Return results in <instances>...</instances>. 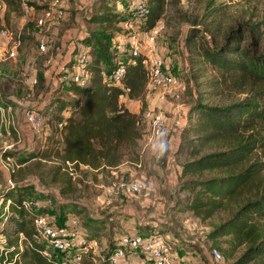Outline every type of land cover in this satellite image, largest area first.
I'll list each match as a JSON object with an SVG mask.
<instances>
[{
  "label": "trees",
  "instance_id": "16d2710c",
  "mask_svg": "<svg viewBox=\"0 0 264 264\" xmlns=\"http://www.w3.org/2000/svg\"><path fill=\"white\" fill-rule=\"evenodd\" d=\"M6 1L11 6L10 0ZM145 1L148 12L140 26L143 32L151 30L162 19L167 7L176 8L180 4V0ZM95 5L93 15L85 20L101 28L77 40L88 48L89 61L84 66L89 73L87 86L79 88L59 83L53 93L54 104L37 111L46 119L49 129V134L40 141V149L18 154L4 152L3 155V158L15 157L19 165L31 160L39 164L54 163L47 172L50 183H62L68 176L62 170L67 162L73 164L75 171L85 167L84 170L95 172L116 169L124 162L136 163L139 142L146 134L144 113L149 73L145 57L128 55L123 62L125 72L120 82L109 80L118 61L113 41L119 31L109 32V29L133 20L136 0H129L121 11L109 0H99ZM191 25L186 44L196 45L201 58V61L191 60L193 68L205 62L217 73L206 82L215 91L212 95H220L229 88L238 93L248 88L254 93L251 99L223 107L204 104L199 93L188 109L186 125L174 152L175 163L180 166L179 177L198 178L184 182L180 191L193 194V199L186 202V210L204 220L225 209L235 198L241 200L236 213L216 228L211 237L232 235L240 244H245L246 250L235 264L264 262V161L257 159L264 156V90L259 89L264 86V21L236 22L221 37L217 26H205L203 31L209 34L210 42L206 34H200L202 30L197 28V20ZM77 52L76 48L70 50L63 70L74 67ZM193 73L186 79L188 83L197 78ZM121 98L137 101L140 111L131 112ZM7 108L8 104L0 102V109ZM217 147L221 150H216ZM213 172L220 175L202 178L205 173ZM15 189L18 190L6 187L0 193V235L6 241L0 261L3 264H60L56 254L43 255L47 247L39 239L34 225L40 216L47 219L50 196L44 194L43 201H39L40 211L26 210L23 201L32 197L21 188L18 192ZM66 207L58 206L59 219L51 217L48 222L62 226L67 217L75 215L76 207L82 209L70 203ZM87 229L89 240L99 238L105 231L100 226ZM136 229L139 234L162 233L148 222ZM114 230L110 227L109 235L114 234Z\"/></svg>",
  "mask_w": 264,
  "mask_h": 264
},
{
  "label": "rangeland",
  "instance_id": "374dc122",
  "mask_svg": "<svg viewBox=\"0 0 264 264\" xmlns=\"http://www.w3.org/2000/svg\"><path fill=\"white\" fill-rule=\"evenodd\" d=\"M2 1L7 6L6 11L0 15V31L7 32L10 36L3 37L0 33V102L8 104L7 109H0V193L6 188L7 181L11 180L14 184L12 189L17 187L18 190H15L18 192L21 188L35 200L43 201L44 194L49 195L50 201L46 207L48 221L51 217L55 220L59 219L58 206L67 209L66 205L70 203L82 207L80 210L76 207L74 215L80 220L82 228L88 230L89 226H100L105 230L102 236L97 238L99 257H96L97 261L94 264H104L102 259L108 256L122 234L146 222L157 227L158 231H162V235H169L174 250L190 264H211L212 249H218L222 253L226 264H235L246 250L245 244H240L232 235H219L213 238L211 234L230 220L242 204L241 200L235 198L225 209L209 219L204 220L194 216L185 207L186 202L193 199V194L189 191H180V186L198 177L187 176L182 179L178 176L175 183H170L171 178L168 174L171 175L173 171L171 170L174 167L173 163H170L166 170L163 168L164 164L160 163L162 160H159L158 164L155 162L141 164L139 168L135 167L134 163L124 162L110 171L106 169L95 172L80 167L81 171L76 168V175L66 176L62 183H50L47 172L55 165L54 163L39 164L31 160L19 165L13 157L11 158L13 164L6 165L3 161L4 152L14 154L26 153L24 150L36 152L41 147L42 138L49 134L46 119H42L39 123L40 132H36L26 120L25 113L41 110L55 102L52 99L60 83L57 79L58 73L65 65L64 62H59L63 32L81 29L87 33L99 30L101 26L88 24L85 20L93 15L95 2L99 0H61L64 18L57 23L46 24L40 29L35 28L34 23L37 14L48 7L49 0H25L33 5L35 14L30 17L31 22L21 32V45L17 50L16 58L8 59L7 51L14 41L12 35L19 26L20 3L24 0H10L11 6H8L6 0ZM128 1L109 0V3L115 6L117 11H121L127 6ZM195 20L199 22L197 28L202 30L200 34H206L203 31L205 26H217L221 37L225 30L234 27L236 22L249 20L263 22L264 0H180L176 8L167 7L161 19L164 30L156 40V54L164 62L166 70L176 77L177 85L170 90H158L161 100L167 106H171L170 108L180 107L182 110H187V113L191 104L199 97V93L203 97V103L209 106L223 107L251 99L254 91L248 88L242 93L233 92L229 88L224 89L219 93L220 95H212L215 91L210 89L206 82L215 78L217 73L205 62L193 68L192 59L201 61L199 50L196 45L186 44L192 28L191 23ZM112 29L119 30L113 44L116 60L122 62L131 54L135 34L140 40H144L147 33L143 32L141 27L138 29L139 32L134 33L124 24L114 25L109 32ZM39 38L47 41L48 51L45 54L38 51ZM206 40L210 42L209 34H206ZM192 71L197 78L188 83L186 79L190 78ZM33 79H36L37 85H30L29 82ZM147 89L148 92L151 91L149 87ZM259 89L264 90V86ZM169 91L172 95L167 94ZM150 94L151 99L155 98L151 97L152 92ZM146 110L151 109L146 108ZM143 139L145 147L154 143L148 144L145 135ZM140 148H143V145ZM215 149L221 150L219 147ZM257 159L264 161V156ZM111 171H115L116 176H113ZM219 175L214 172L205 173L202 178L211 179ZM162 176H165L163 177L165 183H160ZM129 180L137 181L142 185L140 194L129 196L119 194L106 198L107 189L113 182ZM163 185L169 186L170 188H166L170 191L162 189ZM62 190L66 192L62 193ZM110 227L112 231L115 229L114 234L109 235ZM133 256L135 255L131 253L127 260L119 259V264L145 263L137 257L138 255L135 258ZM0 264L3 262L0 261ZM249 264H264V262Z\"/></svg>",
  "mask_w": 264,
  "mask_h": 264
},
{
  "label": "built area",
  "instance_id": "2783aa9c",
  "mask_svg": "<svg viewBox=\"0 0 264 264\" xmlns=\"http://www.w3.org/2000/svg\"><path fill=\"white\" fill-rule=\"evenodd\" d=\"M6 11V4L0 0V15ZM148 12L145 0H136L133 10V20L127 23L129 30L139 32L141 24H143ZM35 14V9L25 0L20 4L19 26L12 35L14 38L12 47L7 51L8 59H15L17 50L20 47L21 32L31 22L30 17ZM64 10L61 6V0H49L47 8L42 9L34 23L37 29L45 27L46 24H54L64 18ZM164 30V24L160 20L151 30L146 33V38L140 40L135 34L134 42L131 46L132 56H144L145 66L149 73L150 90H170L171 87L177 85V79L168 70H166L164 62L156 54V40ZM1 33V32H0ZM3 37L10 36L7 32L1 33ZM37 48L40 53L48 51L47 41L44 38L37 39ZM75 56V65L70 70H63L58 77L60 83L73 84L79 88H85L88 84L89 73L84 66L89 61L87 55L88 48L81 46L77 49ZM125 68L123 62L117 61L114 71L109 80L119 83L123 77ZM31 79V78H30ZM30 85H37L36 79L29 82ZM26 120L31 124L36 132H40V122L42 117L39 112L32 111L25 113ZM146 122V134L148 144L156 140H160L164 129V114L161 111L154 112L146 110L144 113ZM60 128V125H58ZM6 165L13 164L11 158L3 159ZM85 168V167H83ZM62 170L70 177L76 175L73 164L66 163ZM116 176L115 171H111ZM9 188L14 187L11 180L7 181ZM142 185L137 181H120L113 182L107 189L106 198H112L119 194L137 195L142 192ZM23 207L26 210H41V203L33 198L23 201ZM35 229L39 239L45 243L47 250L43 252L45 256L56 254L60 258V264H94L96 257H99V242L97 239L89 240L86 237L85 230L82 228L80 220L76 216H69L62 226L56 223H49L45 216H40L34 221ZM1 227V226H0ZM6 244L5 237L0 235V254L3 252V246ZM138 255L144 264H190L189 261L179 256L174 250L169 235L159 233L148 234H123L119 242L115 244L111 252L104 259L106 264H119V259L127 260L129 254ZM211 264H226L222 253L218 249L210 251Z\"/></svg>",
  "mask_w": 264,
  "mask_h": 264
},
{
  "label": "crops",
  "instance_id": "0c3cea01",
  "mask_svg": "<svg viewBox=\"0 0 264 264\" xmlns=\"http://www.w3.org/2000/svg\"><path fill=\"white\" fill-rule=\"evenodd\" d=\"M121 10H123V8ZM124 25L128 29L127 24H124ZM132 32L135 33L136 30ZM84 34L86 33L82 31L81 29L76 30V31H67V32L64 31L63 32L62 34L63 45H62V51L60 52V55H59L60 57L59 62H66L69 59V56H70L69 52L72 48L78 49L82 46L78 43L77 40L79 39V37L83 36ZM151 92H152L151 97H155L153 99L150 98ZM167 94L172 95V92L169 91ZM145 100H146V108H149L153 111H161L164 114L165 129L163 131V134L160 140L154 141V143L148 147L144 146V139L142 137V139L139 142V150H138L139 160H137V162L134 163V166L139 168L141 164L146 165V163L151 164L153 162L158 164L159 160L160 161L162 160L160 163L164 164L163 168L164 170H166V167H168V165L170 166V163H173L174 167L171 168V170L173 171L171 175L168 174V176L171 178L170 183L173 184L175 183L174 181H176L178 176H180V166L175 163L174 152L176 151V148L178 146L180 132L182 128L186 125V118H187L186 111L187 110H182L180 107L170 108L171 106H167L166 103L161 100L158 90H151L147 92ZM121 102L131 112L138 113L140 111L141 106L137 101L128 100L126 98H121ZM64 115L67 116L66 114ZM141 145H143L144 149L140 148ZM165 148L167 149V151H164ZM163 177L165 176L161 177L162 180L160 183L166 182L165 178ZM166 187L170 188L169 186H166V185L161 186L162 189H167ZM166 191H170V190L167 189ZM136 228L134 229L131 228L130 230H128L126 233L124 232L123 234L138 233ZM135 257L136 256H133V258Z\"/></svg>",
  "mask_w": 264,
  "mask_h": 264
},
{
  "label": "clouds",
  "instance_id": "9594fccd",
  "mask_svg": "<svg viewBox=\"0 0 264 264\" xmlns=\"http://www.w3.org/2000/svg\"><path fill=\"white\" fill-rule=\"evenodd\" d=\"M164 151H167V149L165 148Z\"/></svg>",
  "mask_w": 264,
  "mask_h": 264
},
{
  "label": "water",
  "instance_id": "95a60500",
  "mask_svg": "<svg viewBox=\"0 0 264 264\" xmlns=\"http://www.w3.org/2000/svg\"><path fill=\"white\" fill-rule=\"evenodd\" d=\"M111 114H113V113H111Z\"/></svg>",
  "mask_w": 264,
  "mask_h": 264
}]
</instances>
